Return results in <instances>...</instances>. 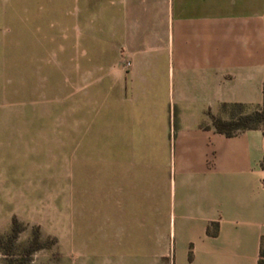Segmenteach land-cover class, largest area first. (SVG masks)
<instances>
[{"label":"crops","instance_id":"0c3cea01","mask_svg":"<svg viewBox=\"0 0 264 264\" xmlns=\"http://www.w3.org/2000/svg\"><path fill=\"white\" fill-rule=\"evenodd\" d=\"M27 8L17 2L15 17ZM64 9L66 103L78 89L82 104L87 88L117 121L97 136L104 145L111 138L113 217L137 214L131 154L139 136L140 204L155 217L146 230L158 231L167 263L258 264L263 130L226 135L209 112L263 101L264 0H65ZM41 26L36 44L54 55L55 35Z\"/></svg>","mask_w":264,"mask_h":264},{"label":"rangeland","instance_id":"374dc122","mask_svg":"<svg viewBox=\"0 0 264 264\" xmlns=\"http://www.w3.org/2000/svg\"><path fill=\"white\" fill-rule=\"evenodd\" d=\"M64 1L0 0V264H168L158 231L146 230L155 217L140 204L141 138L131 154L137 214L114 218L111 138L104 145L97 136L117 121L87 88L82 104L78 89L66 103ZM17 2L28 5L19 19ZM38 22L55 35L54 55L36 44ZM253 107L229 106L219 117Z\"/></svg>","mask_w":264,"mask_h":264},{"label":"trees","instance_id":"16d2710c","mask_svg":"<svg viewBox=\"0 0 264 264\" xmlns=\"http://www.w3.org/2000/svg\"><path fill=\"white\" fill-rule=\"evenodd\" d=\"M263 101L260 105L254 106L252 109L247 110L246 112H240V114L237 116L232 111L230 113V116L227 119L221 118L217 115L212 114L209 112L211 123L213 127L226 135H232L238 130L246 129V128H261L263 130L264 134V126H261L264 124V79H263ZM245 106L242 104H222L221 108L222 110L229 109V106ZM246 108L248 107L245 106ZM31 248L28 249L30 252ZM28 252V253H29ZM258 264H264V236L261 238V244H260V250H259V259Z\"/></svg>","mask_w":264,"mask_h":264},{"label":"built area","instance_id":"2783aa9c","mask_svg":"<svg viewBox=\"0 0 264 264\" xmlns=\"http://www.w3.org/2000/svg\"><path fill=\"white\" fill-rule=\"evenodd\" d=\"M129 64H130V62H129V60H127V61H126V65H129Z\"/></svg>","mask_w":264,"mask_h":264}]
</instances>
